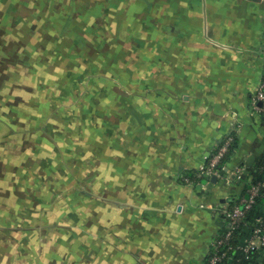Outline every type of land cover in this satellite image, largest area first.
<instances>
[{"label":"rangeland","instance_id":"374dc122","mask_svg":"<svg viewBox=\"0 0 264 264\" xmlns=\"http://www.w3.org/2000/svg\"><path fill=\"white\" fill-rule=\"evenodd\" d=\"M112 4L0 0V264L86 262L144 162L160 19Z\"/></svg>","mask_w":264,"mask_h":264},{"label":"crops","instance_id":"0c3cea01","mask_svg":"<svg viewBox=\"0 0 264 264\" xmlns=\"http://www.w3.org/2000/svg\"><path fill=\"white\" fill-rule=\"evenodd\" d=\"M112 1L114 15L138 6L159 17V50H150L159 67L140 100L144 162L120 174L111 222L82 264H206L222 208L246 194L252 172L264 184V109L253 106L264 76V0ZM229 135L231 176L202 173Z\"/></svg>","mask_w":264,"mask_h":264},{"label":"built area","instance_id":"2783aa9c","mask_svg":"<svg viewBox=\"0 0 264 264\" xmlns=\"http://www.w3.org/2000/svg\"><path fill=\"white\" fill-rule=\"evenodd\" d=\"M253 106L256 109H264V76L259 85ZM234 136L229 135L226 137L222 145H220L212 154L208 165L202 167V173L211 176L213 173L217 174L222 172L228 178L231 172L224 164V158L229 153L234 143ZM240 169L238 176H241ZM234 175L236 173H233ZM260 184H251L247 190V194L239 197V203L229 205L222 208L220 212L224 218V226L222 230L216 235L212 243L208 264H219L226 256L227 251L233 248L232 239L233 233L238 224L241 222L247 210L253 207L260 195ZM264 244V220L254 228L253 233L246 238L245 244L241 247L244 252H249L260 248ZM236 264V263H233Z\"/></svg>","mask_w":264,"mask_h":264},{"label":"trees","instance_id":"16d2710c","mask_svg":"<svg viewBox=\"0 0 264 264\" xmlns=\"http://www.w3.org/2000/svg\"><path fill=\"white\" fill-rule=\"evenodd\" d=\"M252 177L247 190L251 184H260V195L253 207L246 211L245 216L234 230L232 239L233 248L227 251V256L219 264H264V244L260 248L249 252H244L241 248L245 244L246 238L253 233L257 224H260L264 220L263 176L260 171L256 170L252 172ZM239 199V197L232 199L230 205L239 203ZM206 264H208V260Z\"/></svg>","mask_w":264,"mask_h":264}]
</instances>
